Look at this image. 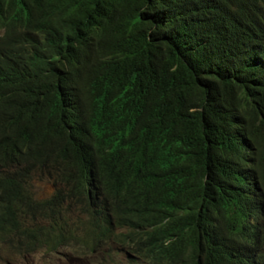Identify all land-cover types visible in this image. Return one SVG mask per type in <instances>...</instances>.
<instances>
[{
	"label": "trees",
	"instance_id": "1",
	"mask_svg": "<svg viewBox=\"0 0 264 264\" xmlns=\"http://www.w3.org/2000/svg\"><path fill=\"white\" fill-rule=\"evenodd\" d=\"M113 245L264 264V0H0V258Z\"/></svg>",
	"mask_w": 264,
	"mask_h": 264
},
{
	"label": "rangeland",
	"instance_id": "2",
	"mask_svg": "<svg viewBox=\"0 0 264 264\" xmlns=\"http://www.w3.org/2000/svg\"><path fill=\"white\" fill-rule=\"evenodd\" d=\"M45 174L44 171L40 174L34 173L31 179V186L38 197L47 196L51 192L52 185L45 180ZM120 250L122 249L116 245L111 247L109 251L111 262L126 263L124 250ZM105 261L106 263L110 262L109 258H106ZM17 264H93V262L85 257L75 256L68 247H63L57 250V252L48 255L40 253L20 257L17 260Z\"/></svg>",
	"mask_w": 264,
	"mask_h": 264
},
{
	"label": "clouds",
	"instance_id": "3",
	"mask_svg": "<svg viewBox=\"0 0 264 264\" xmlns=\"http://www.w3.org/2000/svg\"><path fill=\"white\" fill-rule=\"evenodd\" d=\"M35 35V34H34ZM36 37H40L39 35H35ZM27 48H30V44L29 43H25L24 44ZM85 155H87L88 157L94 159L98 164H100L102 162V159L100 157V154L98 152H94L93 154H88L86 153ZM141 167L138 165V163H134L133 166H132V170L129 174H126L123 176V178H125V181L128 182V183H131V184H137V185H142L143 184V176H142V172H141ZM100 172H102L107 178L109 177L110 178V181L112 183H114L115 181L118 180L119 177V172L117 171V173L115 172H111V170L108 168H103L100 170ZM123 184V183H121ZM114 220L116 221V219L114 218ZM116 228V226L114 227ZM121 238H118V240H120ZM118 246V245H116ZM63 248V247H62ZM60 249V248H59ZM57 249V250H59ZM70 249V248H69ZM57 250L55 252H57ZM71 250V249H70ZM72 251V250H71ZM42 253L43 255H48V254H51V253H54V252H50V253H44L43 251H40V252H37L35 254H27V255H37V254H40ZM75 256H78V257H85L89 260H91L93 262V264H111L110 262L109 263H106V258H110L109 257V250H107L104 254L102 253L100 256H79V255H76L74 254ZM0 263L1 264H10L9 262L5 261V259H2L0 258ZM156 263V262H155Z\"/></svg>",
	"mask_w": 264,
	"mask_h": 264
}]
</instances>
